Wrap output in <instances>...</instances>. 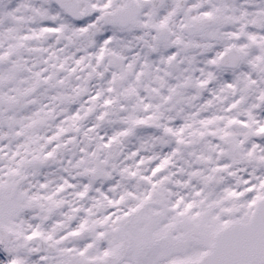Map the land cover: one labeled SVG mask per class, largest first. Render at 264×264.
Segmentation results:
<instances>
[{
    "label": "snow or ice",
    "instance_id": "obj_1",
    "mask_svg": "<svg viewBox=\"0 0 264 264\" xmlns=\"http://www.w3.org/2000/svg\"><path fill=\"white\" fill-rule=\"evenodd\" d=\"M0 264H264V0H0Z\"/></svg>",
    "mask_w": 264,
    "mask_h": 264
}]
</instances>
